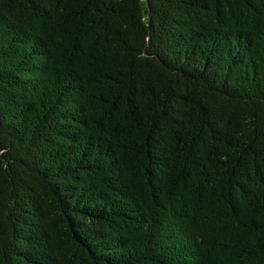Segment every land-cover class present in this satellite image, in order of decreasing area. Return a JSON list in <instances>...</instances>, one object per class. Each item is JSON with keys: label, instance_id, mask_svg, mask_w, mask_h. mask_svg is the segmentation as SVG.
Listing matches in <instances>:
<instances>
[{"label": "trees", "instance_id": "obj_1", "mask_svg": "<svg viewBox=\"0 0 264 264\" xmlns=\"http://www.w3.org/2000/svg\"><path fill=\"white\" fill-rule=\"evenodd\" d=\"M0 264H264V0H0Z\"/></svg>", "mask_w": 264, "mask_h": 264}]
</instances>
